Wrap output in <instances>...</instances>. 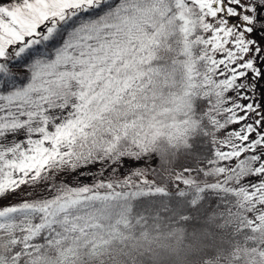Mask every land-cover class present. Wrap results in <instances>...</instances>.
<instances>
[{"label":"snow or ice","instance_id":"obj_1","mask_svg":"<svg viewBox=\"0 0 264 264\" xmlns=\"http://www.w3.org/2000/svg\"><path fill=\"white\" fill-rule=\"evenodd\" d=\"M194 220L264 264V0H0V264H158Z\"/></svg>","mask_w":264,"mask_h":264},{"label":"trees","instance_id":"obj_2","mask_svg":"<svg viewBox=\"0 0 264 264\" xmlns=\"http://www.w3.org/2000/svg\"><path fill=\"white\" fill-rule=\"evenodd\" d=\"M183 227L184 234L181 240L178 241L175 236H162L158 243L153 245V250L158 254V264H200L201 258H215L218 248L227 251L236 240L243 243L242 237L227 235L218 237L209 244L199 235V223L195 220ZM151 255L146 253L145 258H150Z\"/></svg>","mask_w":264,"mask_h":264}]
</instances>
